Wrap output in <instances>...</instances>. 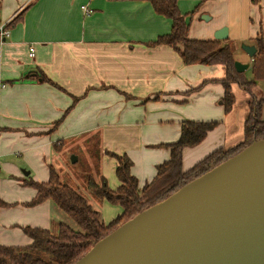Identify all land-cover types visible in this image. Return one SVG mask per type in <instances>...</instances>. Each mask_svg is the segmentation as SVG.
I'll list each match as a JSON object with an SVG mask.
<instances>
[{
    "label": "crops",
    "instance_id": "0c3cea01",
    "mask_svg": "<svg viewBox=\"0 0 264 264\" xmlns=\"http://www.w3.org/2000/svg\"><path fill=\"white\" fill-rule=\"evenodd\" d=\"M176 2L188 24L200 28L196 36L188 31L190 39L213 40L226 28L224 41L233 43L234 60L248 64L245 73L250 72L252 58L235 51L237 44L253 46L256 37L264 38V0ZM3 24L9 37L0 58V199L7 206L0 208V246L31 245L22 228L50 229L53 214H62L50 200L26 206L36 191L23 181L46 183L53 153L73 140L94 136L102 149L125 154L141 188L169 159L164 145L178 140L185 120L219 124L200 144L183 150L184 172L244 138L250 99L239 101L233 92L235 104L225 114L224 90L217 82L225 77L222 66H186L171 47L151 46L172 23L147 1L0 0ZM40 72L60 89L41 82ZM103 155V177L115 189L116 161Z\"/></svg>",
    "mask_w": 264,
    "mask_h": 264
},
{
    "label": "trees",
    "instance_id": "16d2710c",
    "mask_svg": "<svg viewBox=\"0 0 264 264\" xmlns=\"http://www.w3.org/2000/svg\"><path fill=\"white\" fill-rule=\"evenodd\" d=\"M136 1L149 2L156 14L171 20L172 23L171 31L159 36L151 43V46L171 47L186 66L218 65L225 69V77L217 81L224 90L221 102L225 114L231 112L235 104V97L232 93L234 85L251 93L258 83H264L263 37L258 36L253 41L256 53L251 60V77L247 78L245 72H236L233 48L229 42L214 39L197 40L188 37L187 15L180 13L176 0ZM20 17L19 15L12 19L9 26H13ZM37 78L43 83L60 89L42 72L37 74ZM202 85L188 91L186 95L199 91ZM76 101L77 99L74 98L71 107ZM248 109L243 140L234 147L215 151L186 172L182 170L183 150L200 144L207 133L215 129L219 123L183 121L178 140L164 145L169 149V159L156 166L154 178L141 188L137 178L131 174V160L125 154L117 155L102 149L103 154L116 161L115 176L119 184L115 189L110 188L106 179L100 174L96 178L88 177L85 188L94 199L120 207V214L108 223L102 220L100 212L95 210L77 189L59 177L53 166H49V180L46 183L35 182L31 178L23 181L25 186L36 191L35 197L26 203V206L33 207L50 200L54 207L67 216L77 229L64 222L58 224L56 232L50 229L23 227L22 231L31 239V245L25 247L0 246V264H73L95 242L123 221L163 200L182 185L235 155L253 140L264 138V97L256 99L252 96ZM65 114L54 126H58ZM6 206L7 204L0 199V208Z\"/></svg>",
    "mask_w": 264,
    "mask_h": 264
},
{
    "label": "water",
    "instance_id": "95a60500",
    "mask_svg": "<svg viewBox=\"0 0 264 264\" xmlns=\"http://www.w3.org/2000/svg\"><path fill=\"white\" fill-rule=\"evenodd\" d=\"M227 37L226 28L214 34ZM73 264H264V138L123 221Z\"/></svg>",
    "mask_w": 264,
    "mask_h": 264
},
{
    "label": "rangeland",
    "instance_id": "374dc122",
    "mask_svg": "<svg viewBox=\"0 0 264 264\" xmlns=\"http://www.w3.org/2000/svg\"><path fill=\"white\" fill-rule=\"evenodd\" d=\"M197 21H199V18ZM200 23L206 25V23L203 22V19L200 20ZM189 26V35L196 36V32L200 29L198 24L194 22V25ZM232 46H234L233 43ZM237 47L238 49L235 51V54L236 56H239L238 54L241 53L242 45L238 46L237 44ZM246 74L248 78L251 77L249 71H247ZM258 84L260 85L255 87L253 94L260 99L264 97V83L260 82ZM233 92H235L236 98L239 101L242 100L241 98L245 97L249 99V97H251L250 93L248 94L244 92L248 96L246 97L245 94L239 92L237 87L233 88ZM77 140H73L76 141L74 143L65 144L62 148L63 150L59 149V153L54 152L51 159V165L54 167L59 177L63 181L67 182L71 187L77 189L79 193L89 202V204L95 210L100 212L102 220L105 223H108L120 214V207L117 205H112L106 201L94 199L85 188L88 177L92 176L96 178L100 174L103 175L104 172L105 159L100 139L93 136ZM73 156L77 159L75 163H72L71 161ZM2 162L3 159H0V163ZM0 179H4V174L2 172L0 173ZM60 222H64L65 224L70 225L72 228L77 229L71 220H69V218H67V216L64 214H61L60 216L59 214H53V224L50 230L52 232H56L57 226Z\"/></svg>",
    "mask_w": 264,
    "mask_h": 264
},
{
    "label": "built area",
    "instance_id": "2783aa9c",
    "mask_svg": "<svg viewBox=\"0 0 264 264\" xmlns=\"http://www.w3.org/2000/svg\"><path fill=\"white\" fill-rule=\"evenodd\" d=\"M85 14H89L91 13V11L89 9H87L85 6H83L81 8ZM9 37V29L7 27V25L3 24L0 26V58H1V48H2V44L5 42V40ZM30 56H33V51H30Z\"/></svg>",
    "mask_w": 264,
    "mask_h": 264
}]
</instances>
